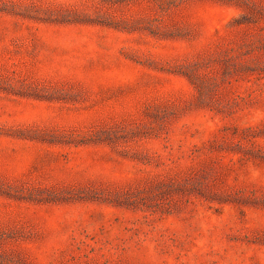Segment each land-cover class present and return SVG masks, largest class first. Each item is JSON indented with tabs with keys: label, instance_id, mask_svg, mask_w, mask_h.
<instances>
[{
	"label": "rangeland",
	"instance_id": "rangeland-1",
	"mask_svg": "<svg viewBox=\"0 0 264 264\" xmlns=\"http://www.w3.org/2000/svg\"><path fill=\"white\" fill-rule=\"evenodd\" d=\"M0 264H264V0H0Z\"/></svg>",
	"mask_w": 264,
	"mask_h": 264
}]
</instances>
